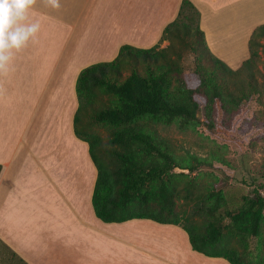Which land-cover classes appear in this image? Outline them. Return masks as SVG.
Wrapping results in <instances>:
<instances>
[{
	"label": "crops",
	"instance_id": "crops-1",
	"mask_svg": "<svg viewBox=\"0 0 264 264\" xmlns=\"http://www.w3.org/2000/svg\"><path fill=\"white\" fill-rule=\"evenodd\" d=\"M183 0H42L35 43L0 75V243L28 264H230L193 250L179 225L150 219L105 223L93 207L98 170L75 133L77 81L124 45L160 44ZM211 52L236 70L250 57L264 0H189Z\"/></svg>",
	"mask_w": 264,
	"mask_h": 264
},
{
	"label": "trees",
	"instance_id": "trees-1",
	"mask_svg": "<svg viewBox=\"0 0 264 264\" xmlns=\"http://www.w3.org/2000/svg\"><path fill=\"white\" fill-rule=\"evenodd\" d=\"M200 22L199 9L183 0L160 44L148 49L124 45L114 61L81 71L74 128L77 137L90 145L98 170L93 207L105 223L150 219L179 225L199 253L230 264H264L260 240H264V197L256 192L242 204L230 206L214 189L192 195L190 183L180 188L183 174L174 173L179 163L157 137L159 126L179 123L181 129H188L201 122V114L203 125L212 130L217 108L225 117L233 116L253 95L264 97V82L260 84L257 76L261 50L264 53V25L253 30L250 57L234 70L211 52ZM165 41L170 45L160 48ZM187 53L195 64L190 75L182 65ZM86 116L110 131L109 147L101 146L99 136L86 133ZM183 191L193 204L189 225H181L176 212L175 199ZM0 264L28 263L1 241Z\"/></svg>",
	"mask_w": 264,
	"mask_h": 264
},
{
	"label": "rangeland",
	"instance_id": "rangeland-1",
	"mask_svg": "<svg viewBox=\"0 0 264 264\" xmlns=\"http://www.w3.org/2000/svg\"><path fill=\"white\" fill-rule=\"evenodd\" d=\"M169 45L170 42L165 41L160 48ZM192 57L187 53L182 59L185 73L189 75L193 74L195 69ZM258 68L257 76L262 84V50ZM200 118V123L193 127L190 124L188 129H181L179 123L169 127L159 126L157 129L158 139L164 140L179 163L180 168H176L174 173L183 174L180 188L190 183L194 196L214 189L222 192L230 206L242 204L246 198L254 197L256 192L264 197V97L253 95L242 104L238 114L233 116L225 117L217 108L215 128L212 130L203 125L202 114ZM91 120L88 116L85 117L86 133L89 136H99L101 146L109 147L110 131L93 124ZM94 151L98 154V148ZM107 162L112 163L108 158ZM195 165L199 168L192 172L190 168ZM187 195L188 193L183 191L180 197L175 199L181 225H189L187 218L192 212L193 204L187 202ZM260 240L264 247V240ZM231 245L238 248L234 241Z\"/></svg>",
	"mask_w": 264,
	"mask_h": 264
},
{
	"label": "clouds",
	"instance_id": "clouds-1",
	"mask_svg": "<svg viewBox=\"0 0 264 264\" xmlns=\"http://www.w3.org/2000/svg\"><path fill=\"white\" fill-rule=\"evenodd\" d=\"M46 7L61 10V0H42ZM38 0H0V75L8 68L16 52L37 40L39 22L30 19Z\"/></svg>",
	"mask_w": 264,
	"mask_h": 264
}]
</instances>
